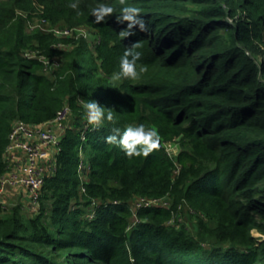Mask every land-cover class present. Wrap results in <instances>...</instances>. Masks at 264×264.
Returning <instances> with one entry per match:
<instances>
[{
  "label": "trees",
  "instance_id": "16d2710c",
  "mask_svg": "<svg viewBox=\"0 0 264 264\" xmlns=\"http://www.w3.org/2000/svg\"><path fill=\"white\" fill-rule=\"evenodd\" d=\"M103 3L115 11L96 22ZM32 5L52 25L87 28L93 46L80 35L51 53L60 39L27 33L17 16ZM129 5L146 28L122 38ZM134 43L147 71L113 80ZM26 48L63 62L47 75ZM263 54L264 0H0V176L16 121L73 110L36 209L0 204V264H264V238L253 235H264ZM93 100L111 121L89 122ZM139 124L158 133L147 155L143 143L129 155L107 140ZM175 138L182 148L170 158L163 142ZM164 195L174 198L167 209H130L135 196ZM181 201L191 229L171 223Z\"/></svg>",
  "mask_w": 264,
  "mask_h": 264
},
{
  "label": "built area",
  "instance_id": "2783aa9c",
  "mask_svg": "<svg viewBox=\"0 0 264 264\" xmlns=\"http://www.w3.org/2000/svg\"><path fill=\"white\" fill-rule=\"evenodd\" d=\"M70 113L69 106L65 104L48 121L39 124L16 121L13 124L4 153L7 167L0 176L1 205H6L7 187L20 184L26 189L29 205L33 209L37 207L44 176L54 167L55 154L59 150V141L67 127ZM45 151L48 153L43 155ZM17 155L21 157L17 158ZM45 155L48 158H44ZM157 202V198L139 196L132 201L130 209L135 212L139 208L155 206Z\"/></svg>",
  "mask_w": 264,
  "mask_h": 264
},
{
  "label": "clouds",
  "instance_id": "9594fccd",
  "mask_svg": "<svg viewBox=\"0 0 264 264\" xmlns=\"http://www.w3.org/2000/svg\"><path fill=\"white\" fill-rule=\"evenodd\" d=\"M77 6V3L71 4L72 8H77ZM114 11L115 8L107 3H103L99 7L92 9L96 22L103 20L105 16L110 15ZM121 11L122 15L117 18L118 22H128L127 28L119 32V35L122 38H127L134 35L135 33L133 30L137 26L140 30H145V21L140 15V13L143 11L142 8L129 5L124 7ZM139 47H141V45L134 43L132 47L125 49L124 55L121 57L120 61L121 71L119 73L113 74V80H118L121 77L135 80L139 78L140 73L147 71V66L144 64H140L139 68H137V63L140 60L142 53L140 51H135V49ZM85 108L89 122L96 126H101L105 119L108 121L113 119V112L108 110L107 113H105L104 106L96 100L87 102L85 104ZM114 132L116 134L108 136L107 140L110 142L119 143V145L122 146L129 155L140 154L141 150H138L135 147L137 144L143 143L144 145L149 146L142 149L144 155H147L152 148H156L159 145L157 131L154 128L146 129L144 124H139L135 127L128 126L123 131V134L120 136L119 140L117 138V134L120 133V129L117 128L114 130Z\"/></svg>",
  "mask_w": 264,
  "mask_h": 264
},
{
  "label": "rangeland",
  "instance_id": "374dc122",
  "mask_svg": "<svg viewBox=\"0 0 264 264\" xmlns=\"http://www.w3.org/2000/svg\"><path fill=\"white\" fill-rule=\"evenodd\" d=\"M17 16L21 17L25 21V31L27 33H30L33 29L37 28L43 33L52 34L54 37L60 39V42H57L53 44L54 46H51L53 47L51 53H66L70 51L73 47H75V43H73L72 41L77 40V38L83 33L87 35L85 37H87L89 45L93 46L92 43L94 41H92V39L95 37H94V34L91 33L87 28H84L83 26H80V25L70 27L65 24H62L61 21L58 22V24L56 25H52L49 23V20L44 17L42 13V9L40 7H36L32 5L31 7H28V9L18 10ZM74 33H76V35ZM34 45L37 46L36 43ZM39 50L40 49L36 50L34 48H31V49L26 48L25 50H23L22 53L24 54V56H27V57H38L43 62L44 70L46 71L47 75H50L51 71L60 68L63 62L62 57L55 55V56H52L53 58H50L43 54L39 55L38 53H43ZM262 57H264V54ZM70 114L73 115L72 109H71ZM163 143H164L163 145L165 147V150L170 158H174L179 153L180 149L182 148V143L181 141H179L178 138H175L169 142H163ZM176 169H177V166H176ZM176 169L174 170L175 172H177ZM136 197L138 196H135V198ZM157 199H158V202L155 203V206L162 208V209L169 208L174 201L173 196L171 197L168 195L158 197ZM177 209L178 211L177 213H174L175 215L172 217L173 220L171 219V223H175V224L186 223L188 227L191 229L192 224L189 221L190 219L188 215V214H191V210L189 209V207L182 202L179 204ZM29 210L34 211V209H29ZM253 235L259 238H264V235L256 230H253Z\"/></svg>",
  "mask_w": 264,
  "mask_h": 264
},
{
  "label": "crops",
  "instance_id": "0c3cea01",
  "mask_svg": "<svg viewBox=\"0 0 264 264\" xmlns=\"http://www.w3.org/2000/svg\"><path fill=\"white\" fill-rule=\"evenodd\" d=\"M47 153L48 152L45 151L43 153V155L47 154ZM20 157H21L20 155H17V158H20ZM43 157L48 158V155H45ZM10 163H13V161H11ZM10 165L13 166L12 164H10ZM5 199H6L5 200L6 205H12L14 203L20 202V203H22V205L26 211L31 212L32 210H29V209H33L32 206L29 205L26 189L23 185L17 184V185H13V186H8Z\"/></svg>",
  "mask_w": 264,
  "mask_h": 264
}]
</instances>
